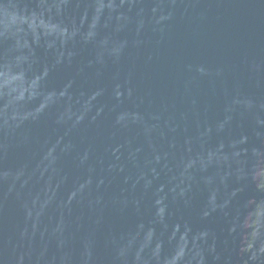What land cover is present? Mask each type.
<instances>
[{"label": "water", "instance_id": "water-1", "mask_svg": "<svg viewBox=\"0 0 264 264\" xmlns=\"http://www.w3.org/2000/svg\"><path fill=\"white\" fill-rule=\"evenodd\" d=\"M0 264H264V0H0Z\"/></svg>", "mask_w": 264, "mask_h": 264}]
</instances>
